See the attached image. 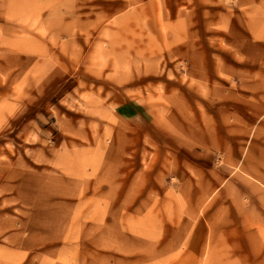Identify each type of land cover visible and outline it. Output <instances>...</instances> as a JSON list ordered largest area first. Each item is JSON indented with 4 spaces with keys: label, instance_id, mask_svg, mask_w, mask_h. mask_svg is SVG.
<instances>
[{
    "label": "rangeland",
    "instance_id": "rangeland-1",
    "mask_svg": "<svg viewBox=\"0 0 264 264\" xmlns=\"http://www.w3.org/2000/svg\"><path fill=\"white\" fill-rule=\"evenodd\" d=\"M0 264H264V0H0Z\"/></svg>",
    "mask_w": 264,
    "mask_h": 264
}]
</instances>
